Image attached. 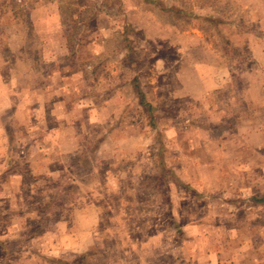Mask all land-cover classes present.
<instances>
[{
	"label": "rangeland",
	"instance_id": "1",
	"mask_svg": "<svg viewBox=\"0 0 264 264\" xmlns=\"http://www.w3.org/2000/svg\"><path fill=\"white\" fill-rule=\"evenodd\" d=\"M0 119V264H264V0H0Z\"/></svg>",
	"mask_w": 264,
	"mask_h": 264
},
{
	"label": "crops",
	"instance_id": "2",
	"mask_svg": "<svg viewBox=\"0 0 264 264\" xmlns=\"http://www.w3.org/2000/svg\"><path fill=\"white\" fill-rule=\"evenodd\" d=\"M20 110L23 109V106H19ZM8 123L3 119H0V158L7 156L9 151V127ZM79 231V230H78Z\"/></svg>",
	"mask_w": 264,
	"mask_h": 264
},
{
	"label": "trees",
	"instance_id": "3",
	"mask_svg": "<svg viewBox=\"0 0 264 264\" xmlns=\"http://www.w3.org/2000/svg\"><path fill=\"white\" fill-rule=\"evenodd\" d=\"M139 94L141 95V97L143 96V92H139ZM150 105V104H149ZM256 201H263L264 198H255Z\"/></svg>",
	"mask_w": 264,
	"mask_h": 264
}]
</instances>
